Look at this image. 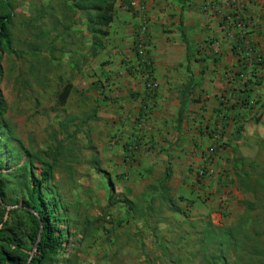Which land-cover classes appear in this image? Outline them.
Segmentation results:
<instances>
[{"label": "rangeland", "instance_id": "1", "mask_svg": "<svg viewBox=\"0 0 264 264\" xmlns=\"http://www.w3.org/2000/svg\"><path fill=\"white\" fill-rule=\"evenodd\" d=\"M12 1L14 52L3 58L0 90L6 112L1 125L15 136V149L23 144L34 151L58 146L63 152L55 182L57 198L66 206L61 227L67 239L57 263L206 264L201 253L195 255L204 243L206 228L231 226L245 210L243 201L251 199L249 192L239 188L237 167H264V104L257 106L255 100L252 107L259 110L252 124L242 131L241 125L236 126L213 165L214 173L204 178L197 173L204 164V151L199 161L186 145H171L161 163L149 160L145 167L141 160L129 163L126 157L134 154L121 145L120 135H112L106 117L125 108L111 81L113 59L101 64V57L91 56V34L81 13L65 17L73 14L72 0ZM122 8H127V0H116L110 29L123 16ZM68 82L74 87L64 101L60 93ZM159 86L151 92L144 83L143 91L132 96H143L146 114L161 111L156 103ZM143 128L145 135L150 129ZM143 139H147L142 141L145 158L150 159L156 148L153 138ZM0 156L4 178L5 174L14 177L17 164H9L3 153ZM34 162L40 173V162ZM7 197L11 202L24 200L13 184ZM19 218L25 214H4L10 223ZM89 223L92 231L87 234L84 229Z\"/></svg>", "mask_w": 264, "mask_h": 264}, {"label": "crops", "instance_id": "2", "mask_svg": "<svg viewBox=\"0 0 264 264\" xmlns=\"http://www.w3.org/2000/svg\"><path fill=\"white\" fill-rule=\"evenodd\" d=\"M247 5L252 40L264 53V0H249ZM147 7L151 35L149 53L160 85V98L156 103L161 111L146 114L143 96L132 98L134 92L143 91L145 80L135 67L137 56L133 42L138 18L127 1V8H122L123 16H119L110 29L106 48L94 57L97 60L101 57V64L108 58L113 59L116 68H111V81L117 87L115 94L120 95L118 100L125 102L122 112L116 109L117 112L106 115L109 129L112 135H120L123 138L121 145L134 154V157H126L127 162L141 160L144 167L149 160L161 163L166 158L164 152L171 145L190 146L200 161V154L213 141L211 131L218 120L221 97L228 95L231 98L235 86V82H228V73L238 68V58L226 36L223 21L233 10L232 2L148 0ZM129 92L131 95L127 96ZM251 95L257 106L264 104V72L262 83L252 87ZM183 105V118L179 123ZM234 106L229 110L224 128V146L235 133L236 126L252 124L259 110V107ZM144 126L150 129L145 135ZM148 135L156 147L150 159L145 158L142 143ZM187 137L190 141L185 142ZM160 155H163L162 159Z\"/></svg>", "mask_w": 264, "mask_h": 264}, {"label": "trees", "instance_id": "3", "mask_svg": "<svg viewBox=\"0 0 264 264\" xmlns=\"http://www.w3.org/2000/svg\"><path fill=\"white\" fill-rule=\"evenodd\" d=\"M115 4L116 0H72L70 8L73 14H65V17H73L74 14L81 13L82 22L91 34L92 57H96L106 48V38L110 34V26L115 16ZM15 15L13 1L0 0V82L4 73V55L14 52L12 31ZM257 69L259 68H254V70ZM263 72L264 70L259 76V70L253 71L257 79L252 80L251 87L244 91L245 105L251 107L254 105L249 103V98H252L251 90L253 86L262 83ZM73 87V83L68 82L60 93L61 99L67 100ZM183 111L184 105L180 110L179 123L182 121ZM5 112L6 106L0 90V128L4 129L3 132L0 130V154L6 155L9 164L11 162L17 164L16 168H13L17 172L14 174L15 178H9L13 174H5L8 177L4 178L0 162V264H28L30 257L32 258L29 264H58L57 261L67 239V232L61 227L66 206L57 198L55 182V173L63 152L58 146L34 151L27 148L21 140L18 141L24 146L19 145L15 149L12 145V141L16 140L15 136L12 132H6V127L1 125L5 122L3 118ZM238 130L242 131L243 125ZM2 142H5L4 146ZM25 156L26 159L21 164ZM34 159L41 164L40 173L36 171ZM251 168L253 170L239 166L235 172L239 188L251 195V199L243 201L245 210L239 219L227 228L217 230L211 227L206 228L205 236L202 238L204 243L202 242V246L195 252V255L202 254V261L206 264H264V167L259 168L252 164ZM11 184L16 188L18 186L23 192L22 203L11 202V199L7 197V190ZM114 189L115 186L111 181V192ZM129 202V209H133L134 202L131 200ZM8 204L14 207L7 208ZM7 212L10 215L23 212L25 218L14 219L13 223H10L8 219H4V214ZM40 219L43 220V234L36 246ZM23 226L26 228L23 229ZM91 228V224H87L84 232L90 234ZM213 230L216 231L213 232ZM34 247L36 251L31 256ZM233 256L234 259L230 261L229 259Z\"/></svg>", "mask_w": 264, "mask_h": 264}, {"label": "built area", "instance_id": "4", "mask_svg": "<svg viewBox=\"0 0 264 264\" xmlns=\"http://www.w3.org/2000/svg\"><path fill=\"white\" fill-rule=\"evenodd\" d=\"M248 1L231 0L233 10L223 18L226 36L231 40L237 54L238 68L228 73V82H235V86L232 88L231 98L228 95L221 97L218 120L211 131L213 141L204 152V164L197 170L199 178H204L214 173L213 165L219 159L222 147L225 145L223 133L224 126L229 118V110L234 105L244 106L246 104V98L243 97L244 91L251 87L253 84L252 80L257 79L253 71L259 70L260 76L264 70V53L251 37V20L246 15ZM147 2L148 0H128V6L138 18L133 42L134 52L137 56L135 67L143 76L146 88L153 92L158 88L159 82L149 53L151 35ZM255 67L259 69L254 70ZM254 102L253 98H249L250 104H254Z\"/></svg>", "mask_w": 264, "mask_h": 264}, {"label": "water", "instance_id": "5", "mask_svg": "<svg viewBox=\"0 0 264 264\" xmlns=\"http://www.w3.org/2000/svg\"><path fill=\"white\" fill-rule=\"evenodd\" d=\"M0 200H1V195H0ZM16 206H20V205H16ZM7 208H11V207H14V206H10V205H6ZM43 220L40 219V229H39V233H38V239H37V242H36V246L38 245V242L41 240L42 238V234H43ZM34 255V251L31 252V256ZM32 257L29 258V261H28V264L30 262Z\"/></svg>", "mask_w": 264, "mask_h": 264}]
</instances>
